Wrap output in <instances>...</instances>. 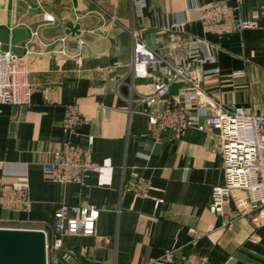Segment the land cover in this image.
Instances as JSON below:
<instances>
[{
  "label": "crops",
  "instance_id": "0c3cea01",
  "mask_svg": "<svg viewBox=\"0 0 264 264\" xmlns=\"http://www.w3.org/2000/svg\"><path fill=\"white\" fill-rule=\"evenodd\" d=\"M214 4L256 26L206 32L201 11ZM67 24L78 31L67 34ZM17 29L28 30L19 58L34 90L27 106H0V193L6 186L27 190L30 207H0V228L43 230L52 242L61 205L89 208L99 211L95 233L64 237L49 264L57 254L69 264H153L166 250L176 251L169 264L193 256L207 257L206 264H264V227L239 214L233 200L225 218L209 209L214 187L225 180L224 159L219 129L199 106L189 107L180 133L152 137L159 115L185 106L181 96L190 85L177 80L168 95L156 96L161 65H149L146 78L132 67L135 32L160 56L201 75L202 88L220 104L264 112V0H0V30L12 38ZM194 39L206 45L189 57ZM72 104L82 123L67 133ZM89 136L98 172L68 184L44 172L65 141L87 147ZM139 180L148 184L143 195L136 193Z\"/></svg>",
  "mask_w": 264,
  "mask_h": 264
},
{
  "label": "built area",
  "instance_id": "2783aa9c",
  "mask_svg": "<svg viewBox=\"0 0 264 264\" xmlns=\"http://www.w3.org/2000/svg\"><path fill=\"white\" fill-rule=\"evenodd\" d=\"M241 2L242 0H236ZM235 10L226 4H214L201 11V22L206 32H242L252 29L256 22L236 20ZM116 22L117 17L112 16ZM133 37V72L137 78H146L148 66L161 65V78L155 83L156 96L169 94L170 85L177 80L190 85V90L182 93L181 108H167L156 118L152 137L160 141L165 132L180 133L188 127L189 107L197 104L206 122L219 129L220 151L224 159L225 180L213 189L209 209L218 217H226L230 200L235 203L239 214L264 227V112L249 113L242 107L229 108L220 104L207 94L201 86V75L191 74L181 59L169 61L150 49L135 33ZM206 45L202 39L187 43L189 57H196L200 48ZM80 62V59H77ZM195 72L198 73L197 70ZM29 69L20 61L11 48L3 50L0 39V106H27L31 102L33 86L28 80ZM163 78H169L166 82ZM82 123L79 106L66 108L63 129L73 133ZM95 137L89 136L87 147L72 140L65 141L56 152L51 163L46 164L44 172L59 184L82 183L84 176L100 170L94 160ZM147 182L139 180L135 189L138 195L145 194ZM239 192L238 194H234ZM0 207L6 210L23 211L30 207L27 190L3 187L0 193ZM71 211L73 217L67 218ZM55 237L47 239V253H57L63 248V238L74 236L83 238L95 233L99 211L89 208H68L61 205L55 213ZM176 259L175 250H166L153 264H169ZM207 257H190L186 264H206Z\"/></svg>",
  "mask_w": 264,
  "mask_h": 264
},
{
  "label": "water",
  "instance_id": "95a60500",
  "mask_svg": "<svg viewBox=\"0 0 264 264\" xmlns=\"http://www.w3.org/2000/svg\"><path fill=\"white\" fill-rule=\"evenodd\" d=\"M67 34H74L78 26L67 24ZM29 38L27 29H17L11 34L0 30L3 50H11L18 56L24 50L18 45ZM0 264H49L47 253V236L43 230L0 228ZM54 264H69L62 254H57Z\"/></svg>",
  "mask_w": 264,
  "mask_h": 264
},
{
  "label": "rangeland",
  "instance_id": "374dc122",
  "mask_svg": "<svg viewBox=\"0 0 264 264\" xmlns=\"http://www.w3.org/2000/svg\"><path fill=\"white\" fill-rule=\"evenodd\" d=\"M49 256H51V257H52V253H51V252L49 253ZM51 260H52V259H51ZM51 260H50V261H51Z\"/></svg>",
  "mask_w": 264,
  "mask_h": 264
}]
</instances>
